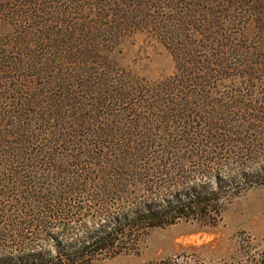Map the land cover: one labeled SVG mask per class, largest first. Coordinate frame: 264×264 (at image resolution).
I'll list each match as a JSON object with an SVG mask.
<instances>
[{"label":"rangeland","instance_id":"obj_1","mask_svg":"<svg viewBox=\"0 0 264 264\" xmlns=\"http://www.w3.org/2000/svg\"><path fill=\"white\" fill-rule=\"evenodd\" d=\"M14 61L0 82V184H32L59 200L48 204L54 219L76 215L28 231V246L54 256L113 215L223 188L217 213L148 230L83 264H242L250 243L261 257L264 0H0V66ZM27 131L34 142L42 134L34 150L50 133L74 138L43 159L2 156L1 142L10 148ZM67 189L80 192L58 196ZM17 190L0 188V239L25 235L28 217L40 216L41 202Z\"/></svg>","mask_w":264,"mask_h":264},{"label":"trees","instance_id":"obj_2","mask_svg":"<svg viewBox=\"0 0 264 264\" xmlns=\"http://www.w3.org/2000/svg\"><path fill=\"white\" fill-rule=\"evenodd\" d=\"M12 61V60H7ZM16 61L13 62L12 65H4L3 63L0 66V82H8L12 78L10 75L15 74V65ZM5 64H8L7 62ZM4 76V77H2ZM181 78L184 79V75L181 74ZM179 81L177 82L178 85ZM14 90H12L13 94H17L20 90L17 89L19 86H13ZM120 95L115 93L114 96ZM5 100V98H1V100ZM2 111V110H0ZM48 113V112H46ZM50 115H47L48 120L55 121L56 118L53 115V112L50 111ZM11 119L15 120V116H11ZM10 128H13L10 125ZM23 129V127H22ZM19 133H22L19 131ZM39 133V134H38ZM16 137V134L14 135ZM13 136V138H14ZM40 132L36 133L35 142L33 141L34 136L30 132H25V136H21L20 143L10 144L12 145L10 148H6L7 143L1 142L5 146V152H1L2 156H40L38 158H42V155H46L49 151H53V149L49 148L50 146H55L59 143L70 144L69 140L73 139L72 136H63L59 134L45 135L47 138L46 145L47 148L34 150L33 148H29V145H34V147L42 143ZM20 138V136H17ZM7 138H12V136L7 135ZM39 138V139H38ZM58 140H54V139ZM37 140H39L37 142ZM14 146V147H13ZM28 147V148H27ZM9 149V150H8ZM51 159V158H46ZM18 175V174H17ZM77 175V174H76ZM15 176V175H14ZM79 176V175H78ZM2 182L0 184V188L8 191V193L17 190V187L22 189L24 192H21L22 196L26 199L25 201L31 202H41V207L39 203H37V210L40 212V216L34 215L28 217L30 221L24 223L23 226L27 227L25 229V235L23 236H13L14 239L9 237H4L0 239V264H83L86 263L93 258H95L98 254L107 255L110 251L114 249H118L122 242H133L135 241V237L138 235L152 229L163 228L166 226H170L172 221L176 220H193L198 219L203 215V213L214 214L216 212L217 203L219 201L218 196L220 195L218 191H222L219 189L214 193H209L204 190H188L187 192H179L177 195H172L170 201H163L162 205L157 206H145L142 210H136L132 212H123L118 213L117 215H113L115 218H111L108 225H104L101 227V230H96L94 233L83 236L82 238H69L66 245L61 246L60 244L56 247L55 255H50V253L43 251V249L35 248L33 246H28V243H32V238L30 234H26L28 231L35 229L40 224H46L48 221H57L63 222L61 227L67 225L64 222H69L72 218V215H75L73 212V208L71 211H65L58 213L55 211L56 218L54 219L53 213L49 212V202L55 203L59 202L57 197L45 198L38 197V193L31 192L30 185H9ZM64 186V185H63ZM29 188V189H28ZM36 189V188H35ZM68 190V189H67ZM66 190V191H67ZM46 192V190H44ZM65 190L60 191L58 196L70 195V193L80 192L78 189L73 191ZM89 192L86 193L88 195ZM46 196H50L53 194H45ZM214 197L210 198V197ZM217 198V199H215ZM7 199V196L3 193L0 195V200ZM56 199L57 201H55ZM98 199V198H97ZM24 199L21 200V202ZM62 205L57 208L63 207ZM70 207H68L69 209ZM77 212V208L74 209ZM48 212V213H46ZM48 215V216H47ZM52 216V218H51ZM76 216V215H75ZM37 218L36 220H33ZM21 226V224H20ZM21 234V232H20ZM28 235V236H27ZM25 243V247L19 252V250L13 251L12 247H8V251L3 252L2 249H6L3 244H13V243ZM254 244L250 243L249 245L241 246V252H239V257L241 259H245L246 262L242 264H264V247L261 246L259 251L263 252V256L260 258H251V254L256 248H253Z\"/></svg>","mask_w":264,"mask_h":264}]
</instances>
